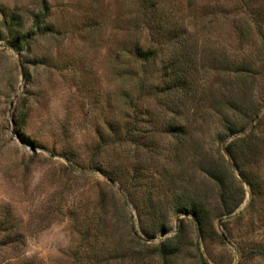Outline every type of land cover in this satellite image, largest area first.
<instances>
[{
    "label": "rangeland",
    "instance_id": "rangeland-1",
    "mask_svg": "<svg viewBox=\"0 0 264 264\" xmlns=\"http://www.w3.org/2000/svg\"><path fill=\"white\" fill-rule=\"evenodd\" d=\"M0 264H264V0H0Z\"/></svg>",
    "mask_w": 264,
    "mask_h": 264
},
{
    "label": "trees",
    "instance_id": "trees-1",
    "mask_svg": "<svg viewBox=\"0 0 264 264\" xmlns=\"http://www.w3.org/2000/svg\"><path fill=\"white\" fill-rule=\"evenodd\" d=\"M136 52L138 56L143 57V58H147L149 56L148 53L144 52L142 49H139V48L137 49ZM169 241L170 240L168 238H165L161 240L157 245L159 254L163 259H167L171 257L172 254H174L175 252L176 247H173V248L168 247Z\"/></svg>",
    "mask_w": 264,
    "mask_h": 264
},
{
    "label": "water",
    "instance_id": "water-1",
    "mask_svg": "<svg viewBox=\"0 0 264 264\" xmlns=\"http://www.w3.org/2000/svg\"><path fill=\"white\" fill-rule=\"evenodd\" d=\"M162 236H165V233H162Z\"/></svg>",
    "mask_w": 264,
    "mask_h": 264
}]
</instances>
